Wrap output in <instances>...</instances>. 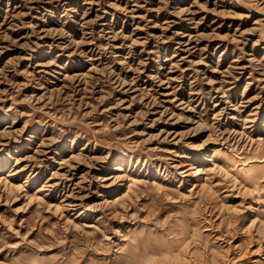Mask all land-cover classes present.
I'll return each instance as SVG.
<instances>
[{
    "label": "rangeland",
    "instance_id": "374dc122",
    "mask_svg": "<svg viewBox=\"0 0 264 264\" xmlns=\"http://www.w3.org/2000/svg\"><path fill=\"white\" fill-rule=\"evenodd\" d=\"M0 264H264V0H0Z\"/></svg>",
    "mask_w": 264,
    "mask_h": 264
}]
</instances>
